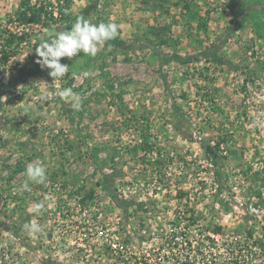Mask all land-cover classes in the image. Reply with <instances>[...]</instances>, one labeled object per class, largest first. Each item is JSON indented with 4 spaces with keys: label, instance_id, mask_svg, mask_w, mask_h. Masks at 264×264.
Wrapping results in <instances>:
<instances>
[{
    "label": "rangeland",
    "instance_id": "obj_1",
    "mask_svg": "<svg viewBox=\"0 0 264 264\" xmlns=\"http://www.w3.org/2000/svg\"><path fill=\"white\" fill-rule=\"evenodd\" d=\"M21 2L0 0V36L26 35L0 64V264H264V0H31L17 27ZM78 17L118 34L52 78L35 49Z\"/></svg>",
    "mask_w": 264,
    "mask_h": 264
},
{
    "label": "clouds",
    "instance_id": "obj_2",
    "mask_svg": "<svg viewBox=\"0 0 264 264\" xmlns=\"http://www.w3.org/2000/svg\"><path fill=\"white\" fill-rule=\"evenodd\" d=\"M119 26L115 22L93 24L83 17H78L71 26L70 30L60 31L55 36L49 34V39L41 37V43L35 49L36 63L42 69H49L52 78L60 79L65 76L69 66L62 64L61 58L69 59L78 56L80 53L95 56L105 43L114 39L118 34ZM93 73L84 71L82 77L88 78ZM47 94L45 93V96ZM58 95L71 101L72 107L76 110L81 108V97L73 92L71 88L59 91ZM26 180L21 185V190L30 191L29 182L44 184L47 181V169L43 163H30L25 170ZM41 205L36 206L38 211ZM30 235L40 233L42 227L35 221L24 225Z\"/></svg>",
    "mask_w": 264,
    "mask_h": 264
},
{
    "label": "trees",
    "instance_id": "obj_3",
    "mask_svg": "<svg viewBox=\"0 0 264 264\" xmlns=\"http://www.w3.org/2000/svg\"><path fill=\"white\" fill-rule=\"evenodd\" d=\"M30 1L31 0H22V2L20 3L21 8L17 11V17L15 19V21H17V27H24L26 25H38L41 23V12H34L31 11V7L29 9L28 7H26V5L30 3ZM243 24L244 22L242 19H239L237 21L238 27L242 26ZM24 34L25 33L21 34L20 36H17L16 34H9V36L5 39L0 36V64L7 62L10 58V55L16 52L14 48H11V45L16 41L15 48L18 47V45L22 42L23 38L26 37V35L24 36ZM109 41L113 42L112 40ZM216 53L217 46L202 52L201 56L205 58H214L216 56Z\"/></svg>",
    "mask_w": 264,
    "mask_h": 264
}]
</instances>
